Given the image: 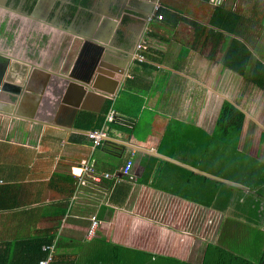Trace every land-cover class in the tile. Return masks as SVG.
I'll list each match as a JSON object with an SVG mask.
<instances>
[{
  "label": "crops",
  "instance_id": "1",
  "mask_svg": "<svg viewBox=\"0 0 264 264\" xmlns=\"http://www.w3.org/2000/svg\"><path fill=\"white\" fill-rule=\"evenodd\" d=\"M47 1L37 9L38 1L30 16L0 2V9L28 28L37 27L27 37L29 47L0 49V81L18 93L0 99V245L53 231L89 245L65 246L70 259L91 260L92 238H100L170 256L161 260L168 264L198 263L202 250L195 229L203 243L215 242L211 215L220 217L218 234L234 215L236 197L226 191L264 202L250 187L228 179H249L264 165V88L248 78L258 62L264 65V0H226L221 7L209 0H106L70 20L67 11L63 18L51 15L54 1ZM155 5L167 12L161 20ZM96 12L107 14L83 32L89 37L79 38L70 61L51 65L41 45L66 35L54 16L68 25ZM97 40L105 41L98 64ZM234 41L247 48L240 53L250 57L246 75L223 65ZM91 70L98 72L88 76ZM71 71L93 82L101 73L115 77L114 93L105 91L109 81H96L93 88L72 79ZM225 101L239 110L228 130L217 126ZM74 105L83 109L74 114ZM109 108L115 118L107 122L112 129L105 141L115 143L118 155L107 151L108 144L93 146L87 134ZM230 144L247 156L241 159L245 165L229 162ZM129 157L130 174L122 175ZM82 161L93 164L99 181L82 171ZM92 217L98 225L90 238ZM137 258L140 264L149 261Z\"/></svg>",
  "mask_w": 264,
  "mask_h": 264
},
{
  "label": "trees",
  "instance_id": "2",
  "mask_svg": "<svg viewBox=\"0 0 264 264\" xmlns=\"http://www.w3.org/2000/svg\"><path fill=\"white\" fill-rule=\"evenodd\" d=\"M35 2L36 0H32L27 5L29 11L32 10ZM90 4L91 0H72L67 5L69 20L75 15L78 8L87 10ZM165 13L167 12L164 9L159 8L156 14L163 15ZM246 51L247 48L241 42L234 41L233 46L224 58L223 65L246 75L250 57H244V55L240 54L246 53ZM248 78L254 84L264 88V65L258 62ZM238 111L231 102L225 101L221 108L217 126L228 130L233 125H236L233 117L235 114H239ZM83 113L84 111L81 114L82 118H87V115ZM98 120L96 128L102 126L104 116H100ZM101 144L102 146L105 144L109 145L107 151L110 154H120V151H116L117 147L114 142L103 140L99 145ZM228 150L227 156L229 162L232 161V165L236 164L238 166L241 163L245 165L241 159H246L247 156H240L239 150L231 144L230 146L228 145ZM214 152L217 154L216 159L218 160V151ZM228 179L242 182L250 187L251 190H254L261 198H264V165H259L256 174L251 172V178L249 179L236 177L232 174H229ZM212 186L218 191L221 182H212ZM215 191L212 193H215ZM231 196L236 197L232 205L234 215L227 216L223 221L217 241L204 243L202 259L198 263L182 262L181 264H264V210L261 211L260 202L256 201L252 195L239 197L233 192ZM251 208L256 213L252 212ZM54 241V264H140L137 255L141 254H146V260H149L147 264H157L159 260L172 259L170 256L151 254L100 238H92L94 255H92L91 260L70 259L68 253L62 251L65 246L73 244L74 247L83 248L89 245L85 241L81 242L67 239L64 236L60 237L53 231L51 233L41 231L34 236L16 239L14 242L9 241L4 245H0V264H38L39 260L46 257L48 253V250L43 249V246L52 244ZM12 243V249L7 250Z\"/></svg>",
  "mask_w": 264,
  "mask_h": 264
},
{
  "label": "rangeland",
  "instance_id": "3",
  "mask_svg": "<svg viewBox=\"0 0 264 264\" xmlns=\"http://www.w3.org/2000/svg\"><path fill=\"white\" fill-rule=\"evenodd\" d=\"M53 1L54 0H51L52 3H53ZM0 2H2V0H0ZM46 2H48V1L45 0V3ZM68 2L69 1H67V0H61V4L57 8H52L51 15L60 14L61 12H63V10L65 9ZM93 3L97 4V5L101 4V7H102L103 5H106V0H93L91 2V5ZM40 5H41V0H39V2H38L37 9L39 8ZM51 6H52V4H51ZM6 9H10V8H6ZM13 9L16 11H18V10L21 11V6L15 5V7H13ZM105 13L103 14L100 12H96L90 16H87L86 14H82L81 16L77 17L72 22H70L68 25H65L64 22H61L60 19H58V18H56V16H54L55 20L58 24V27L60 28L62 33H65L66 35L60 36L59 40L52 43L51 45L46 42L47 43V46H46L45 41L42 43L41 47L45 50V55H46V57H48L51 65L56 66L57 65L56 60H59V59H62V60L68 59V61H70L69 55L73 54L72 50L76 51L77 46H78L77 42H80L79 38L80 37H82V38H86V37L88 38L89 37V36L84 35L83 32H86L85 31L86 29L88 32L91 29V27L94 25V22H98L103 17H106ZM107 13H108V11H107ZM51 18L53 19V16L50 17V19ZM26 20H28V19L26 18ZM59 25H63V27H61ZM28 26H26V22L20 21V19L18 17L11 15L10 13L6 12V10L0 9V31H1L0 32V39L2 40V41H0V43H1L0 49L6 50L9 52L12 45L15 47V44H17V47L15 48L16 50L25 49V47H29L30 44L27 40V37L30 34H32V27H33V29L37 28V27L32 25L31 28L30 27L28 28ZM71 28L73 31H70ZM35 34H37L38 37H44L45 36L44 32H43V34L41 32H37ZM168 34L169 35L171 34L170 31L168 32ZM33 37H34V35H33ZM136 48H138V45ZM55 56H58V57L55 58ZM71 58H72V56L70 57V59ZM66 66H69V64H67ZM104 129L107 132H109L112 128L109 126V123H107L105 125ZM225 194H228L230 199L232 198V196H231L232 194L230 195L227 191ZM260 207H261L260 208L261 211L264 210V208H263L264 202H260ZM218 218H220V217L217 215H214V214L211 215V233H210L211 241H214V240L217 241V239L219 237L218 236L219 235L218 234V225H217V221L219 220ZM199 231H201L200 228H196L194 234H195V244L200 245L201 249L199 251H201V250H203L204 243L202 242L201 238L199 237ZM60 237H63V236H60ZM141 251H144V250H141ZM137 257H139L141 259H146V254H141L139 256L137 255ZM194 257L196 258V255ZM198 261H199V259H198ZM157 264H168V263L159 260L157 262ZM172 264H174V263H172Z\"/></svg>",
  "mask_w": 264,
  "mask_h": 264
},
{
  "label": "built area",
  "instance_id": "4",
  "mask_svg": "<svg viewBox=\"0 0 264 264\" xmlns=\"http://www.w3.org/2000/svg\"><path fill=\"white\" fill-rule=\"evenodd\" d=\"M209 1L216 7H221L226 2V0H209ZM159 8H160L159 5H155L154 11L157 13ZM157 19L161 20L162 15L158 14ZM138 48H141V45H138ZM114 118H115V111L113 109L109 108L104 115V124H102V127L94 128V129H91L88 131L87 134L92 139L93 146L99 145L103 140H105L107 138V131L104 129L105 124L107 122L113 121ZM82 163H83V165L81 167L82 171L88 172L90 174L91 178L95 181H99L101 179V176L95 172V168H94L93 164H87L84 161H82ZM132 165H133L132 158L131 157L127 158L126 161L124 162V164L120 168L121 174L122 175H129L130 170L132 168ZM103 176L104 177H110V174L104 173ZM80 183L84 184L85 181L80 180ZM97 225H98V220H96L94 217H92L91 221H90V225L88 227V233H87V235L90 238L93 237ZM54 243H55V241L52 244H48V245L43 246V249H47L48 253H47L46 257L39 260L38 264H54V256H53Z\"/></svg>",
  "mask_w": 264,
  "mask_h": 264
},
{
  "label": "water",
  "instance_id": "5",
  "mask_svg": "<svg viewBox=\"0 0 264 264\" xmlns=\"http://www.w3.org/2000/svg\"><path fill=\"white\" fill-rule=\"evenodd\" d=\"M97 41H99V40H97ZM99 42H101V43L94 42L96 44V46L98 47V49L101 50V52H100V54L98 56V59L96 60V64H98L99 61L101 60L102 51L104 50V43H105V41H101L100 40ZM90 64L91 65H94L91 62L89 63V65ZM89 65H87V67H89ZM94 70H97V68H95ZM97 72H95V71L93 72V70H91V71L88 72V76L89 75H93L94 73H97ZM115 73L119 75V74H121L123 72L120 69V71H115ZM84 75L85 74H83L81 76H84ZM69 76L72 77V79H74V80L80 79V81H82L86 85H89V84L92 85L93 88H96V86H97L96 85V81H98V82L101 81V80L109 81V83L110 84L112 83V84H111L110 87H108L107 89H105V91H107L110 94L111 93L112 94L114 93V90H115V87H116V84H117L116 83L117 80H113L115 77L114 78H110V80H109V78H104V76H103L102 73L100 75H97L98 77L96 76L95 82L92 81V76L89 79L74 77V73L72 71L69 73ZM71 84H75V82L73 80H71ZM10 86H12V84H10V83H8L6 81H0V99L1 100H4V98H6L7 100H10V99H14V98L17 97L18 93H16L15 89H13L14 87L12 89H10ZM84 87L87 88V86H85V85H84ZM15 88L18 89V86H15ZM100 88H102V87H100ZM104 88H106V87H104ZM7 91H9L11 93H7ZM78 109H83V108L80 107L79 105H74V114H76V112H77Z\"/></svg>",
  "mask_w": 264,
  "mask_h": 264
},
{
  "label": "flooded vegetation",
  "instance_id": "6",
  "mask_svg": "<svg viewBox=\"0 0 264 264\" xmlns=\"http://www.w3.org/2000/svg\"><path fill=\"white\" fill-rule=\"evenodd\" d=\"M31 1L32 0H4L2 4H3L4 8H10L11 10H14L13 7H15V5H20L21 6V13L26 14L27 16H30L31 10L29 11L27 9V5H29L31 3ZM38 1L39 0H36L34 6L37 4ZM67 1H69L68 4H70L72 0H67ZM92 1L93 0H91V2ZM60 4H61V0H54L53 8H57ZM67 5H66L65 9L63 10L62 14L60 13V15H61L60 18L64 17V13L67 11ZM90 6H91V4H90ZM78 10L81 11L82 9L78 8ZM2 67H3V64L0 62V71H1Z\"/></svg>",
  "mask_w": 264,
  "mask_h": 264
},
{
  "label": "clouds",
  "instance_id": "7",
  "mask_svg": "<svg viewBox=\"0 0 264 264\" xmlns=\"http://www.w3.org/2000/svg\"><path fill=\"white\" fill-rule=\"evenodd\" d=\"M104 174V173H103ZM106 178V177H105Z\"/></svg>",
  "mask_w": 264,
  "mask_h": 264
}]
</instances>
